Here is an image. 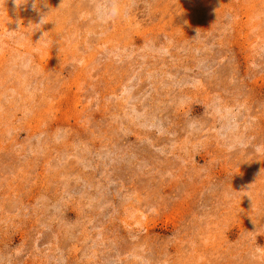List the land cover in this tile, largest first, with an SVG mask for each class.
<instances>
[{
	"label": "rangeland",
	"instance_id": "1",
	"mask_svg": "<svg viewBox=\"0 0 264 264\" xmlns=\"http://www.w3.org/2000/svg\"><path fill=\"white\" fill-rule=\"evenodd\" d=\"M32 2L0 0V264H264V0Z\"/></svg>",
	"mask_w": 264,
	"mask_h": 264
},
{
	"label": "clouds",
	"instance_id": "2",
	"mask_svg": "<svg viewBox=\"0 0 264 264\" xmlns=\"http://www.w3.org/2000/svg\"><path fill=\"white\" fill-rule=\"evenodd\" d=\"M14 4L19 8L24 4L20 3V0H13ZM64 0H61V6L63 5ZM38 5V0H33L32 7L35 10ZM92 11L94 13V18L96 22L104 24L114 21L115 19L121 16V7L119 0H92ZM46 21L44 15H40L38 25H43ZM46 33L41 32L39 40L45 38ZM239 131V122L238 119L232 112L228 109L223 110L220 116V124L218 127V134L222 140L230 142L233 138H236ZM231 147V144L229 143ZM264 174V169L260 170L258 174L259 177Z\"/></svg>",
	"mask_w": 264,
	"mask_h": 264
}]
</instances>
